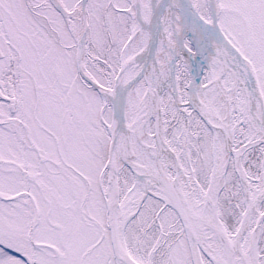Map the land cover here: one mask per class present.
<instances>
[{
    "label": "snow or ice",
    "instance_id": "obj_1",
    "mask_svg": "<svg viewBox=\"0 0 264 264\" xmlns=\"http://www.w3.org/2000/svg\"><path fill=\"white\" fill-rule=\"evenodd\" d=\"M0 264H264V0H0Z\"/></svg>",
    "mask_w": 264,
    "mask_h": 264
}]
</instances>
